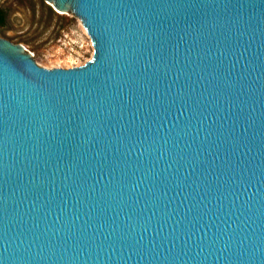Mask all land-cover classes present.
I'll return each instance as SVG.
<instances>
[{
  "label": "water",
  "instance_id": "water-1",
  "mask_svg": "<svg viewBox=\"0 0 264 264\" xmlns=\"http://www.w3.org/2000/svg\"><path fill=\"white\" fill-rule=\"evenodd\" d=\"M70 69L0 38V264H264V0H55Z\"/></svg>",
  "mask_w": 264,
  "mask_h": 264
},
{
  "label": "rangeland",
  "instance_id": "rangeland-1",
  "mask_svg": "<svg viewBox=\"0 0 264 264\" xmlns=\"http://www.w3.org/2000/svg\"><path fill=\"white\" fill-rule=\"evenodd\" d=\"M5 15L0 38L24 48L47 69L81 67L92 60L93 42L70 3L55 0H0Z\"/></svg>",
  "mask_w": 264,
  "mask_h": 264
},
{
  "label": "trees",
  "instance_id": "trees-1",
  "mask_svg": "<svg viewBox=\"0 0 264 264\" xmlns=\"http://www.w3.org/2000/svg\"><path fill=\"white\" fill-rule=\"evenodd\" d=\"M4 16H5V15L3 14V12L0 11V26H2V25L4 24V19H5Z\"/></svg>",
  "mask_w": 264,
  "mask_h": 264
},
{
  "label": "bare ground",
  "instance_id": "bare-ground-1",
  "mask_svg": "<svg viewBox=\"0 0 264 264\" xmlns=\"http://www.w3.org/2000/svg\"><path fill=\"white\" fill-rule=\"evenodd\" d=\"M83 25V24H82Z\"/></svg>",
  "mask_w": 264,
  "mask_h": 264
}]
</instances>
